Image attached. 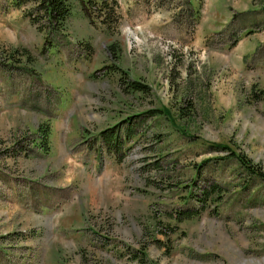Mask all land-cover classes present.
I'll return each mask as SVG.
<instances>
[{
    "label": "rangeland",
    "instance_id": "374dc122",
    "mask_svg": "<svg viewBox=\"0 0 264 264\" xmlns=\"http://www.w3.org/2000/svg\"><path fill=\"white\" fill-rule=\"evenodd\" d=\"M12 1L0 0V264H264V180L230 152L264 171V0H117L109 26L74 0L67 33L47 36L35 3ZM120 67L149 90L123 89ZM140 112L119 160L98 132ZM90 172L105 175L101 194ZM74 181L67 214L23 218L41 187L58 202Z\"/></svg>",
    "mask_w": 264,
    "mask_h": 264
},
{
    "label": "trees",
    "instance_id": "16d2710c",
    "mask_svg": "<svg viewBox=\"0 0 264 264\" xmlns=\"http://www.w3.org/2000/svg\"><path fill=\"white\" fill-rule=\"evenodd\" d=\"M30 1L35 3L38 11L34 15L32 13L26 14L29 16L30 21L34 23L38 27V29L43 31L46 36L49 33H67L68 18L72 13L74 0H13L12 5L14 7H19L22 4ZM80 5L83 14L91 24L100 23L102 25L109 26L111 24H115L116 19H118L116 13L119 4L117 0H80ZM114 46L115 44L113 43H110L108 45V48L110 51H112V53L114 52ZM13 51L14 54L17 53L15 50ZM25 53L27 54V52ZM14 54L11 52L10 56H13ZM117 68H119V66ZM120 70L121 85L123 89H125L126 91L136 92H146L149 90L148 84H145L144 82H141L140 80L131 77L124 68L120 67ZM191 110L192 108L190 106L180 109V116L184 117L191 115ZM149 111H151L150 113L152 115H160L166 113V111L163 110V108L161 107L148 108L146 112ZM142 112L128 114L127 116L120 118L113 124L102 127L101 130H99L98 132V136L99 138H101L102 144L106 145L109 151L118 154L119 160H122L124 154H126V151L123 150V147L125 145L130 146V144L136 140V137L139 136H137L134 130L135 124L138 123L135 122V116H137V114H141ZM120 122L122 123L119 124ZM35 131L37 137L34 139V142H36V145H39L42 149L47 151L50 147V142L48 139L50 132L49 122H41L35 129ZM216 146L226 147L220 144ZM230 152L234 158L239 160L241 166H243L245 170L250 173L251 176H256L259 177L261 180H264V171L261 170L258 165H256L250 158L243 156L233 150ZM216 189V187L212 186L210 190H206V193L212 190V192L214 193V190ZM191 193V191H188L187 196H191ZM208 195L210 194L208 193ZM218 197L219 195L216 193L211 199L215 201ZM192 214L193 213H191V215ZM188 215L189 213L185 211L176 214V216H178L179 218H183Z\"/></svg>",
    "mask_w": 264,
    "mask_h": 264
},
{
    "label": "crops",
    "instance_id": "0c3cea01",
    "mask_svg": "<svg viewBox=\"0 0 264 264\" xmlns=\"http://www.w3.org/2000/svg\"><path fill=\"white\" fill-rule=\"evenodd\" d=\"M24 111L25 110H23V112ZM74 174L75 173L72 172V175L67 176V179H69V180L75 179ZM85 177L87 179L88 187L89 188L94 187L96 190V191L92 192V194H94V193L101 194L100 193L101 181L104 182L105 175L97 176L96 172H93V173L90 172V173H87L85 175ZM79 178H80V176H79ZM82 185H83L82 190L87 189L85 182ZM68 186H69L68 183L66 185L58 186L57 191H55L56 195L59 198L58 202H56L50 198L49 193L53 194L54 191H52L49 188V186L41 187L42 195L46 194V196L48 195V198H46L45 196L42 197L43 200L40 199V197L38 198V202L41 201L40 206L38 207V211H40V212L37 211L36 213H34L31 210L25 211L23 214V218L26 220H29L28 218H32V217H34L33 215H36V216H42V218H44L45 220H51V218H50L51 212H52V210H55V209L59 210L58 206H60L62 209L60 215L62 214V216H64L65 214H67L69 211V208L75 203V194L77 193L75 190H72V187L75 186V181L73 182V185L71 187H68ZM46 188H47L48 192L45 190ZM2 189L11 193V194H13L12 189L19 191V192L21 191L20 186L13 187V185L11 184L10 181H5V183L2 186ZM31 192H33L35 194L36 190H34L33 188H30L29 193H31ZM6 205L7 204H4V206H5L4 209H7ZM17 205H18V203L16 204V202L8 204V206H10V209L11 208H17L18 207ZM22 208H24V207H22ZM29 226H34V224L32 223ZM33 234H34V236L31 235V238H29V239H30V242L36 243L39 241L40 234H38V232H34ZM49 234H51V233H49ZM0 247H1L0 248V254L3 257V259L8 258L7 253H9V252L4 250V247L1 245V241H0ZM14 254H16V252H14Z\"/></svg>",
    "mask_w": 264,
    "mask_h": 264
}]
</instances>
